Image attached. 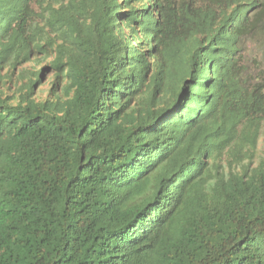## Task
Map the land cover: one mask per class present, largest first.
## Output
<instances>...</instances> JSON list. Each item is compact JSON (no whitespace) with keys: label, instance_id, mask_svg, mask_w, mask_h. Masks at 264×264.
Segmentation results:
<instances>
[{"label":"trees","instance_id":"1","mask_svg":"<svg viewBox=\"0 0 264 264\" xmlns=\"http://www.w3.org/2000/svg\"><path fill=\"white\" fill-rule=\"evenodd\" d=\"M252 42L264 0H0V264H264Z\"/></svg>","mask_w":264,"mask_h":264},{"label":"rangeland","instance_id":"2","mask_svg":"<svg viewBox=\"0 0 264 264\" xmlns=\"http://www.w3.org/2000/svg\"><path fill=\"white\" fill-rule=\"evenodd\" d=\"M247 62L249 64V68H251L252 70L257 71L258 69V65L257 62L255 61L256 58H263L264 52L262 51L260 45L256 42H252L251 45L249 46V50L247 51ZM33 65L35 64H25L23 66V68L25 70H29L32 69ZM46 65L45 62H43L41 65H35L36 69H40L41 67H44ZM27 79V78H26ZM26 79L20 80L17 84V87H19V85L22 82H25ZM52 81V77H47L45 79V81L43 82L42 85H40L36 91V98H40V99H44L47 96V92L49 90L50 84ZM16 87V88H17ZM264 148V124L262 127V132H261V137L259 139L258 145H257V153L260 154L262 153V149Z\"/></svg>","mask_w":264,"mask_h":264}]
</instances>
